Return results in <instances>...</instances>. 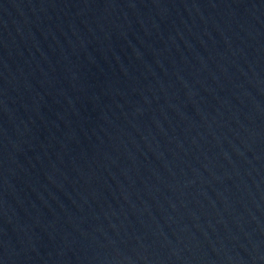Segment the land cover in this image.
I'll return each mask as SVG.
<instances>
[{
	"label": "water",
	"instance_id": "1",
	"mask_svg": "<svg viewBox=\"0 0 264 264\" xmlns=\"http://www.w3.org/2000/svg\"><path fill=\"white\" fill-rule=\"evenodd\" d=\"M0 264H264V0H0Z\"/></svg>",
	"mask_w": 264,
	"mask_h": 264
}]
</instances>
